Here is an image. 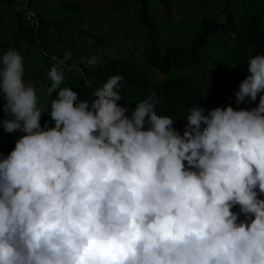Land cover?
<instances>
[{
	"label": "clouds",
	"instance_id": "9594fccd",
	"mask_svg": "<svg viewBox=\"0 0 264 264\" xmlns=\"http://www.w3.org/2000/svg\"><path fill=\"white\" fill-rule=\"evenodd\" d=\"M125 1L138 15V0ZM17 4L35 36L27 0ZM189 33L179 45L156 35L162 56ZM44 38L21 42L36 49L26 66L16 50L0 57V121L14 142L0 153V264H264V55L234 93L257 106L193 107L181 135L155 93L122 106L120 75L80 100L61 67L71 53L60 61ZM25 67L45 75L46 111Z\"/></svg>",
	"mask_w": 264,
	"mask_h": 264
},
{
	"label": "trees",
	"instance_id": "16d2710c",
	"mask_svg": "<svg viewBox=\"0 0 264 264\" xmlns=\"http://www.w3.org/2000/svg\"><path fill=\"white\" fill-rule=\"evenodd\" d=\"M19 1L23 0H0V37L4 36L0 43L1 50L4 53L9 49L20 50L22 41L33 43L35 36H39L41 46L44 37L47 42L64 44V50L70 51L71 59L68 66L63 64L61 67L64 68L70 87L79 94L80 100L87 99L91 102L95 90L102 87L100 82L103 79L107 81L112 75H120L122 80L118 91L122 97L120 101L122 106L131 110L137 102L155 93L158 98L157 114L171 117L175 121L173 127L181 135L187 124V115L193 107H203L207 114L214 108H226L229 104L237 110L251 109L258 105L259 96L253 104H249L247 99L243 104H237L234 93L247 78L248 60L258 54L264 55V0H219V9H222L226 20L232 19L224 26L218 18H203L185 46L173 47L168 43L163 56L158 43H155L160 29L149 17L147 1L138 0L140 9L133 23L142 30L143 37L140 39H143L147 45L141 60L136 58L137 54H133L138 51L141 55L140 51L132 46V42L139 40V36H129V32L124 30L123 35L126 34L131 42L130 45L124 44L122 39H117L113 44L111 37H115L116 32L104 38L100 31L94 28L96 22L92 17L101 10L90 9L83 6L79 0H72L66 2L67 14L58 16V21L55 23L54 18L45 20L46 15L50 13L59 15L62 11L55 12L49 6H43V2H47L44 0L41 5L46 11L40 7V10H43L40 12L35 9L33 0L29 2L27 0L28 11L35 15V17L30 16V19L38 26L34 32L37 34L34 36L26 26L30 21L22 18V14L17 9ZM162 2L166 10L169 9L167 0ZM1 6L4 9H1ZM6 14L7 20H2L1 16L5 18ZM89 14H93L91 21L85 17ZM77 15H79L78 20H75ZM87 20L90 22L89 27L91 29L93 27L101 36L90 34L88 30H81L78 34L82 38L90 37L91 42L83 41L77 47H67L72 37H75L73 29L82 27ZM126 23L128 20L122 22V28ZM109 28L111 27H107V30ZM4 29L5 34L2 33ZM212 40L216 44L214 48L210 46ZM112 45L114 52L109 50ZM35 47L38 48L37 45ZM88 50L89 52L92 50L93 54L91 55V52L87 54ZM209 50L214 53L213 57L206 56ZM122 51L125 53L123 54ZM77 57L83 58L80 62L83 66H79L81 70L72 68V59ZM94 57L98 63L92 64L90 61ZM156 71L164 75V81L155 83ZM5 116L10 118L7 114ZM45 122H48L49 127H54V121H51L50 116L42 113V127ZM10 135L11 133L4 131L0 121V153L6 154L12 148L14 142L10 139ZM261 198L264 199V196ZM233 211L239 212V206ZM244 219L245 217L241 215L240 220Z\"/></svg>",
	"mask_w": 264,
	"mask_h": 264
},
{
	"label": "rangeland",
	"instance_id": "374dc122",
	"mask_svg": "<svg viewBox=\"0 0 264 264\" xmlns=\"http://www.w3.org/2000/svg\"><path fill=\"white\" fill-rule=\"evenodd\" d=\"M44 0H33V3L35 5V9H38L40 12L41 11H46V9L43 6H49L52 11L55 12H61L59 15L54 13V14H49L46 15V13H43V15H46L45 20H52L54 18V22L56 23L58 21V16H62L67 14L65 12L66 10V2H70L72 0H47L46 3L43 2ZM43 2V6L41 3ZM79 2L83 5L86 6L90 9H96V10H101L99 13L93 15L89 14V16L85 15L86 18H88L89 21H91V16L93 15L92 19L96 22L94 28L98 29L100 31V34L104 38H108L110 33L116 32L115 37H111V43L114 44V42H117V39H122L124 41V44L130 45L131 42L130 40L127 39V36L123 35L124 30H127L129 32V36H139V40H134L132 42L133 48H137L141 55L138 54L137 52H133L134 55H136V58H140L144 52V50L147 48V45L143 39H140L143 37V33L138 28L135 26L134 23H129L132 22L131 20H136L137 18V13L132 12L131 14L128 12L129 8L128 5L129 3L125 0H79ZM134 2V1H133ZM135 3L137 4V0H135ZM147 4L149 7V15L150 18L157 23V25L160 27V36L161 38L162 33H166L164 36H170L172 43L174 45H179L185 41H187L189 37V32H195L198 28L199 21L202 20L203 18H218V13L219 16L222 18L221 13L219 12V0H205V1H196V0H169V5L171 7V11L169 13H163V4L161 3L160 0H147ZM138 5V4H137ZM40 7L43 10H40ZM1 9H4V7ZM92 11V10H91ZM50 12V11H49ZM65 12V13H63ZM5 14V13H4ZM56 14V15H55ZM78 16H75V20H78ZM2 20H7L8 16L6 14V17L3 18L1 16ZM56 17V18H55ZM87 20L85 24H82V27H77L76 29L74 28V35L75 37H72L71 42H69L68 46L71 47H77L79 46L83 41H88L91 42L90 37L82 36L78 34L79 31L81 30H88L90 34H93L95 36H101L98 34V32L94 31L95 29H91L89 27L90 22ZM124 20H129L128 23L122 28V22ZM107 27L109 30H107ZM122 29V30H119ZM2 33L5 34V29L2 30ZM49 33V32H47ZM1 35V34H0ZM225 36V35H222ZM3 37H0V43L3 41ZM29 38V37H28ZM48 38V36H46ZM79 38V39H78ZM155 39V41H158V39ZM162 40V39H161ZM107 41V40H106ZM56 48H57V57L60 61L64 60V56L66 53H70V51L64 50V44H58L55 43ZM211 47H215L216 44H214V41H211ZM163 47V46H162ZM110 51L114 52V47L113 45L109 49ZM122 50V47L120 48ZM124 50L126 51L127 48L125 47ZM23 57H24V64L25 66L33 60L31 55L36 53V49H31L28 48L27 51L23 50H17ZM91 55L93 54V51L90 50ZM89 50L86 52L87 54L90 53ZM124 54L125 52L122 51ZM4 54L3 50H1L0 47V57ZM116 55V53H113ZM206 56L208 57H213L214 53L209 50L206 53ZM83 58L77 57L76 59H72V68L79 70V66H83L80 64L82 62ZM136 61V60H135ZM70 63V59L64 62V65L68 66ZM141 64V61L139 62ZM35 82V87L37 89V96H38V106L42 109V111H46L48 108V100H47V95H46V90L44 88V82H45V75L44 73H36L34 74V70L31 68L25 67V77L24 79L29 80L32 79ZM53 96H56L55 93L52 94ZM5 101L0 99V114L2 115L3 112V104ZM14 141L16 142L15 138ZM13 149L9 151L8 154ZM7 154V155H8ZM6 155V156H7ZM4 156V157H6Z\"/></svg>",
	"mask_w": 264,
	"mask_h": 264
}]
</instances>
